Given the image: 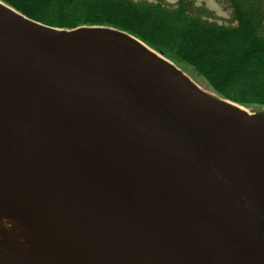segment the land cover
<instances>
[{"label":"water","instance_id":"obj_1","mask_svg":"<svg viewBox=\"0 0 264 264\" xmlns=\"http://www.w3.org/2000/svg\"><path fill=\"white\" fill-rule=\"evenodd\" d=\"M197 87L118 29L0 0V189L93 264H264V113Z\"/></svg>","mask_w":264,"mask_h":264},{"label":"trees","instance_id":"obj_2","mask_svg":"<svg viewBox=\"0 0 264 264\" xmlns=\"http://www.w3.org/2000/svg\"><path fill=\"white\" fill-rule=\"evenodd\" d=\"M45 25L127 33L199 85L254 113L264 110V0H227L228 24L197 0H1Z\"/></svg>","mask_w":264,"mask_h":264},{"label":"bare ground","instance_id":"obj_3","mask_svg":"<svg viewBox=\"0 0 264 264\" xmlns=\"http://www.w3.org/2000/svg\"><path fill=\"white\" fill-rule=\"evenodd\" d=\"M235 109L239 105L219 101ZM264 175V173H263ZM0 239L31 264H93L64 232L0 189Z\"/></svg>","mask_w":264,"mask_h":264},{"label":"rangeland","instance_id":"obj_4","mask_svg":"<svg viewBox=\"0 0 264 264\" xmlns=\"http://www.w3.org/2000/svg\"><path fill=\"white\" fill-rule=\"evenodd\" d=\"M141 1V0H138ZM150 2H157L158 0H148ZM167 3L169 4H175L178 0H165ZM197 4L198 5H204L206 6L210 11L214 12L215 16H216V21L219 24H228L229 23V19L232 18V14H233V10L232 7L230 6V3L227 0H197ZM156 52V51H155ZM157 53V52H156ZM159 55V53H158ZM168 61V60H167ZM170 62V61H168ZM173 66L176 67V65H174L172 62H170ZM177 68V67H176ZM186 74V73H185ZM188 75V74H187ZM193 79V78H192ZM191 80V79H190ZM194 80V79H193ZM192 81V80H191ZM195 81V80H194ZM196 82V81H195ZM197 83V82H196ZM197 88L201 89L202 91H204L206 94H208L211 97H217V95H215L214 93H212V90L207 89L206 87H203L201 85H199L197 83ZM218 99H221L219 96L217 97ZM241 107V106H240ZM243 109H245L246 111H248V113L253 114V115H257L259 113H252L251 109L245 108V107H241ZM264 113L260 112V114ZM259 114V115H260ZM0 239H5V237L3 236V234L0 235Z\"/></svg>","mask_w":264,"mask_h":264}]
</instances>
